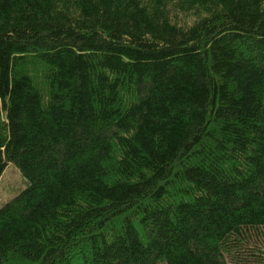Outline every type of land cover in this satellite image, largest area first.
<instances>
[{
  "label": "trees",
  "instance_id": "16d2710c",
  "mask_svg": "<svg viewBox=\"0 0 264 264\" xmlns=\"http://www.w3.org/2000/svg\"><path fill=\"white\" fill-rule=\"evenodd\" d=\"M0 102V264H264V0H0Z\"/></svg>",
  "mask_w": 264,
  "mask_h": 264
},
{
  "label": "rangeland",
  "instance_id": "374dc122",
  "mask_svg": "<svg viewBox=\"0 0 264 264\" xmlns=\"http://www.w3.org/2000/svg\"><path fill=\"white\" fill-rule=\"evenodd\" d=\"M30 72L36 74L33 71ZM3 115L4 113L1 111L0 102V116L2 117ZM23 187L24 182L19 170L12 163H9L0 176V205L15 196ZM254 232L253 230L251 234L253 235Z\"/></svg>",
  "mask_w": 264,
  "mask_h": 264
}]
</instances>
